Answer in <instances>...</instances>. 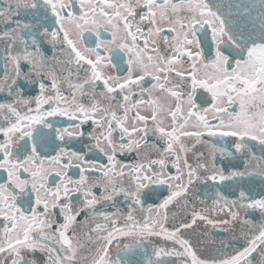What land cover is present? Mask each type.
<instances>
[{"label": "snow or ice", "instance_id": "obj_1", "mask_svg": "<svg viewBox=\"0 0 264 264\" xmlns=\"http://www.w3.org/2000/svg\"><path fill=\"white\" fill-rule=\"evenodd\" d=\"M0 137V264H264V0H0Z\"/></svg>", "mask_w": 264, "mask_h": 264}, {"label": "flooded vegetation", "instance_id": "obj_2", "mask_svg": "<svg viewBox=\"0 0 264 264\" xmlns=\"http://www.w3.org/2000/svg\"><path fill=\"white\" fill-rule=\"evenodd\" d=\"M209 32V40L207 41L208 44H211V40H210V29H207ZM91 35L90 39H87L85 42L88 43L89 45H92V39H94V34H89V33H85L86 37H89ZM104 38L108 39L110 38V35L108 33L104 34ZM51 46L48 45L47 48H50ZM46 48V50H47ZM51 53H49L50 55ZM208 54L207 49H206V55ZM114 55L116 56V61L118 63V68L117 69H112L111 72L113 74H116L117 71H119L121 74H125L126 72V68H127V64H126V59L122 60L121 57H126V54L123 53L122 51H120L119 53H114ZM187 66V65H185ZM50 121L54 123V125L56 127H61V126H66V118L64 117H56V118H50ZM90 125H86L85 126V131L90 130ZM3 137H0V139H2ZM207 139V137H206ZM214 142H218L220 144V146L222 147H229V150H231V141L230 139H223V138H213ZM38 145H40V140L38 138L37 140ZM30 141H29V148H30ZM251 144L255 145L254 150L257 152V155L261 154L260 151V147L258 144H256L255 142H250ZM77 147H79V144L76 145ZM197 148H200V146L198 145ZM202 150V149H201ZM38 151L41 152L42 156H51V155H55V151L53 150V148L50 145H43V146H38ZM89 158L94 159L96 158L95 156L90 155ZM233 157H217V162L218 164L220 163H224L227 164L229 160H233ZM45 167H48V165L46 164ZM73 176L75 178L76 173L75 171H73ZM6 176V173L4 172V170H0V182H3L4 178ZM59 182V181H57ZM239 183V182H233L231 186H229L226 182L225 185L220 186V190L224 192L225 195L229 196L230 198L232 197V193L236 190L235 189V184ZM243 186L246 189H251V194L252 195H256L258 194L261 189H264V181L261 180L260 177H254L251 180H245L243 182ZM197 191L203 195L204 193H207L208 195H211L212 192V188L211 187H205L203 185H196L195 186ZM166 186H160V190L162 192V196L163 195H167V191L165 190ZM161 196V198H162ZM155 202H159L158 200H152L150 199L147 203H155ZM205 205H201L199 203L196 204V207L199 209L200 207H204ZM199 227L194 231V232H190L188 234V238L192 239L194 242H196L197 236L201 233L205 231V225L203 224V222H198ZM207 230L209 232H211V234L213 235V237L217 240L219 239H226L227 238V233L221 232L219 230L216 229H212L211 226H207ZM200 247L203 248V244H200ZM205 255H207V252H205ZM175 259V258H173Z\"/></svg>", "mask_w": 264, "mask_h": 264}, {"label": "water", "instance_id": "obj_3", "mask_svg": "<svg viewBox=\"0 0 264 264\" xmlns=\"http://www.w3.org/2000/svg\"><path fill=\"white\" fill-rule=\"evenodd\" d=\"M233 2H236V0H233Z\"/></svg>", "mask_w": 264, "mask_h": 264}]
</instances>
